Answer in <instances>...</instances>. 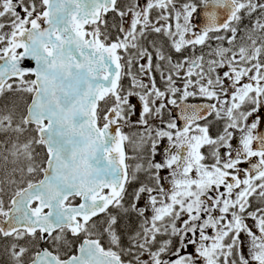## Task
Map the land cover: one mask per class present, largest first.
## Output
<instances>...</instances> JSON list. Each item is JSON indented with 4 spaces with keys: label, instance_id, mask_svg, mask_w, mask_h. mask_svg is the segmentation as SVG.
I'll return each mask as SVG.
<instances>
[{
    "label": "snow or ice",
    "instance_id": "6c2138e0",
    "mask_svg": "<svg viewBox=\"0 0 264 264\" xmlns=\"http://www.w3.org/2000/svg\"><path fill=\"white\" fill-rule=\"evenodd\" d=\"M0 264H264V0H0Z\"/></svg>",
    "mask_w": 264,
    "mask_h": 264
}]
</instances>
